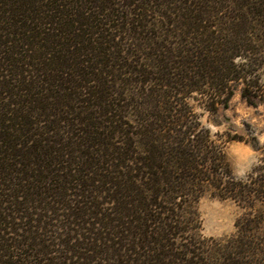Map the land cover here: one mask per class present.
Returning a JSON list of instances; mask_svg holds the SVG:
<instances>
[{"label":"trees","instance_id":"obj_1","mask_svg":"<svg viewBox=\"0 0 264 264\" xmlns=\"http://www.w3.org/2000/svg\"><path fill=\"white\" fill-rule=\"evenodd\" d=\"M226 1L0 0V264H264L252 195L226 243L200 234L183 171L199 161L150 99L238 79L239 46L214 28Z\"/></svg>","mask_w":264,"mask_h":264},{"label":"rangeland","instance_id":"obj_2","mask_svg":"<svg viewBox=\"0 0 264 264\" xmlns=\"http://www.w3.org/2000/svg\"><path fill=\"white\" fill-rule=\"evenodd\" d=\"M224 4L223 11L214 14V28L217 34H222L228 40L233 39L239 46L242 56L235 59L240 72L238 79L231 81L222 90L224 93L214 91L213 100L208 92L212 89L208 87H204L203 91L177 94L174 97L157 94L150 98L161 106L158 114L168 115L167 122L163 125L166 126L164 131L168 130L167 127H176L184 132V135H180L181 138L190 137V147L199 164L183 171L199 174L192 182V187L200 191V197L193 205L201 220L199 232L214 248L226 243L236 232V221L247 211L243 207L248 200L246 198L251 195L255 198L254 213L264 211V197L257 196L255 189L260 187L258 183H254L264 176V0H227ZM257 7L261 10L257 11ZM158 18L154 20L151 15V23ZM234 22L247 25L239 27L237 23V27L242 29L240 30ZM152 26L149 25L148 33L155 31ZM188 35L183 36L190 41L189 48L184 47V55L191 57L192 52L197 49L199 35ZM249 38L252 39L251 42ZM170 41L175 42L176 39L172 37ZM123 43L129 45L130 41L123 40ZM172 44L174 49H178L177 41ZM217 46L221 50L224 47L219 44ZM224 48L228 50L224 54L231 51L230 45H225ZM179 59L175 57V60ZM192 68V71L196 69L194 66ZM225 93L231 94L227 102L223 101V96L219 97V94ZM144 100L138 98V102ZM154 106L155 102L144 104V109L139 107L138 111L147 114ZM136 109L130 106L126 108V114L138 126L140 115L144 114L139 113L137 116ZM153 124L155 128H159ZM158 131L155 130L156 133ZM171 134L174 137L179 135L175 130ZM139 141L137 146L140 150ZM229 173L231 174L228 175ZM246 182L250 185L246 188L248 191H242V184ZM188 187L191 188V185ZM231 190L237 192L236 198L228 196L232 194ZM260 233V238L264 237V229Z\"/></svg>","mask_w":264,"mask_h":264}]
</instances>
